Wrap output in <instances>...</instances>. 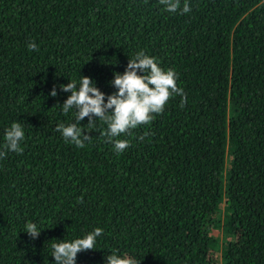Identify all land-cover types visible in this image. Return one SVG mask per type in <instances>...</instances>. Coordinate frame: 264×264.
I'll use <instances>...</instances> for the list:
<instances>
[{
  "label": "trees",
  "instance_id": "trees-1",
  "mask_svg": "<svg viewBox=\"0 0 264 264\" xmlns=\"http://www.w3.org/2000/svg\"><path fill=\"white\" fill-rule=\"evenodd\" d=\"M185 2L188 13L160 0H0V264H55L53 243L96 228V249L76 264L113 252L137 264H264V0ZM141 51L175 70L186 103L173 95L150 124L113 138L129 141L120 153L96 117L80 121L83 148L66 141L56 126L76 110L63 112L61 85L89 77L106 103ZM13 123L19 153L3 147Z\"/></svg>",
  "mask_w": 264,
  "mask_h": 264
},
{
  "label": "clouds",
  "instance_id": "clouds-1",
  "mask_svg": "<svg viewBox=\"0 0 264 264\" xmlns=\"http://www.w3.org/2000/svg\"><path fill=\"white\" fill-rule=\"evenodd\" d=\"M160 3L165 5V10L170 13H176L178 10L182 13L190 11L187 2L181 9V0H160ZM28 47L32 50H39L34 42ZM138 71L143 75H139ZM114 77L111 83L118 91L108 95L106 103L105 93L101 92L89 77L82 76L78 90L75 82L61 85L62 91L71 92L62 105L63 112L67 114L70 109L76 110L74 123L68 126L64 124L56 126V131L61 132L66 141L78 148H83L85 141H90L91 137L84 134L85 128L80 126V121L87 117L89 121L87 125L94 127L96 121L93 118L96 117L108 126V130L101 135L106 136L108 142H114L115 151L120 153L129 147V141L113 140V138L122 133H129L131 129L140 125L150 124L154 119L153 114L162 113L165 104L173 95L182 97L181 106L186 103L184 90L177 86L175 70L164 71L155 62V58L146 56L143 51L138 52L135 59L129 60L122 75L115 73ZM50 95L53 97L57 95L55 88L52 89ZM24 136L23 126L13 123L6 130L3 147L7 151L22 152L20 142ZM4 155L6 152H0V156ZM80 199L82 202L83 197ZM25 232L36 239L41 230H38L36 224L29 222ZM102 234L103 230L96 228L84 238L72 242L53 243L51 247L55 264H76L77 254L96 249L97 237ZM106 264H137V262L131 258H121L113 252L107 256Z\"/></svg>",
  "mask_w": 264,
  "mask_h": 264
},
{
  "label": "rangeland",
  "instance_id": "rangeland-1",
  "mask_svg": "<svg viewBox=\"0 0 264 264\" xmlns=\"http://www.w3.org/2000/svg\"><path fill=\"white\" fill-rule=\"evenodd\" d=\"M216 218H218V222H221V218H222V209H220L214 217V221L216 220ZM220 223H218V225H214V227L212 228V234L214 236H216V234L218 235V239H221V227H220Z\"/></svg>",
  "mask_w": 264,
  "mask_h": 264
}]
</instances>
